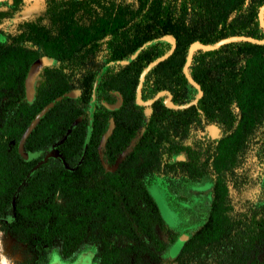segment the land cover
<instances>
[{"label": "trees", "instance_id": "1", "mask_svg": "<svg viewBox=\"0 0 264 264\" xmlns=\"http://www.w3.org/2000/svg\"><path fill=\"white\" fill-rule=\"evenodd\" d=\"M264 0H46L43 17L18 24L0 41V232L20 238L34 264L52 254L74 262L90 252L98 264H264V202H246L233 215L230 190L247 185L241 169L250 159L264 164V44L237 40L212 51L197 50L183 74L189 47L215 45L230 37L264 40L258 12ZM22 0H12L11 17ZM264 20V12H263ZM173 53L141 73L172 45ZM143 47V48H142ZM142 48L133 60L130 58ZM49 57L32 104L24 80L33 61ZM78 89L81 95L68 98ZM115 93L123 98L120 109ZM97 96L100 103H91ZM52 103L24 143L38 154L24 161L19 139ZM94 112L89 122V111ZM115 129L103 147L114 173L106 172L97 146L110 118ZM91 124V125H90ZM208 126L219 139L188 142ZM90 127V129H89ZM58 151V158H46ZM84 158L75 170L81 156ZM167 180L165 191L193 226L178 255L176 239L150 195L149 185ZM15 215L12 216V199Z\"/></svg>", "mask_w": 264, "mask_h": 264}, {"label": "rangeland", "instance_id": "2", "mask_svg": "<svg viewBox=\"0 0 264 264\" xmlns=\"http://www.w3.org/2000/svg\"><path fill=\"white\" fill-rule=\"evenodd\" d=\"M43 2L44 0H27L23 13L19 15L18 19L15 18L13 21H1L0 19V31L4 33L0 35V41L6 39V35L15 33L20 19L35 18L41 15L44 9ZM7 11L9 12L10 10ZM219 136L218 130L215 133L209 132L208 129L203 132L193 131L188 138V142L215 140L219 139ZM254 162V160L249 158L241 169L242 173L247 177V185L239 193L230 190L233 215L242 213L246 202H264V164L257 165ZM166 185L167 180L159 178L150 184L148 188L164 223L177 235L167 253L169 258L174 259L187 240L193 226L188 223L187 218L183 216L178 208L170 205L165 191ZM92 257V253L87 252L81 254L74 262L67 263L61 261L58 255L54 253L48 264H98ZM142 260L149 264H159L150 262L148 258H142ZM0 264H34V258L20 238L0 232Z\"/></svg>", "mask_w": 264, "mask_h": 264}, {"label": "water", "instance_id": "3", "mask_svg": "<svg viewBox=\"0 0 264 264\" xmlns=\"http://www.w3.org/2000/svg\"><path fill=\"white\" fill-rule=\"evenodd\" d=\"M263 12H264V5L259 9V12H258L259 24L262 27V29L264 30ZM162 40L166 41L167 43H170L172 45V47H171L170 51L166 55H164V56L158 58L156 61L150 63L144 69V71L141 73L140 79H139V84H138L137 89H136V102H137L138 105L150 106L155 100H157L159 97H161L162 95L165 94L164 92H161V93L157 94L151 101L146 102V103H142L140 101L141 84L143 82L145 74L151 68H153L156 64H158L159 62H161V61L165 60L166 58H168L174 51L175 40H174V38L172 36L164 37V38H162ZM237 40H246V41H252V42H255V43H258V44H264V40L255 41V40H253L251 38H246V37H230V38H226V39L218 41L215 45H212V46L204 45V44H201V43H198V42L193 43L189 47V50H188V53H187L186 60H185V63L183 65V70L182 71H183V74H184L185 78L187 79V81L189 83H191L194 86V88L196 89V95H195V97H194L192 102L184 104V105H181V106H174L171 103V96H170V94H168L167 98L164 101L165 105L168 108H171V109H185V108H188V107H190L192 105H196V103L198 102V100L202 96V91L200 90V87L198 86V84H196L191 79V77L188 74V67H189V65L191 63L192 56H193L194 52L197 51V50L212 51V50L220 48L221 46H223V45H225V44H227L229 42L237 41ZM142 48H140L138 51H136V53H134V55L130 58V60H133ZM54 62L55 61L52 58L40 57V58L36 59L35 61H33L32 64L30 65V67L28 69V72H27V75H26L25 80H24L25 97H26V100H27V102L29 104H32L33 100H34V94H35L34 84H35L37 76L39 75L40 71L44 67L52 65ZM79 95H80L79 90H73V91H70V92L66 93V96L68 98H72V99H75ZM122 102H123V99H122V97H120L118 103L116 105H114V106L109 107L108 109L112 110V111L117 110L122 105ZM51 107H52V103H50L47 106H45L41 110L40 114L36 118H34L31 121V123L26 127V129L24 130V132L22 133V135H21V137L19 139L18 146H17V152H18L19 156L26 162H30V161L34 160L37 157V155L35 153L25 151L24 150V143H25L27 137L33 131V129L38 125L41 117L44 114H46ZM211 127H214V128H216V130H218V128L215 127V126H209L208 129L211 128ZM114 128H115V122H114L113 119H111L110 122H109V126H108L106 132L101 137V140H100V143H99V147H98V154H99V159H100L101 166L108 173H114L115 171H117L118 167L120 166V164L123 162V160L125 159V157L127 155V150H124L116 158L115 162L111 166L106 165L104 163L103 159H102L101 149L104 147L105 143L107 142L109 137L112 135V133L114 131ZM83 157H82V160H83ZM46 158H58V159H60L62 161L63 165L65 167H67V165L63 161V158H62L61 154L58 151H56V150L51 151L47 155ZM81 161H80V163H81ZM76 168L77 167L68 168V169L73 171ZM11 206H12V216H10V217H8L6 219L7 222H10L12 220L13 216L15 215V199L14 198L12 199V205Z\"/></svg>", "mask_w": 264, "mask_h": 264}, {"label": "flooded vegetation", "instance_id": "4", "mask_svg": "<svg viewBox=\"0 0 264 264\" xmlns=\"http://www.w3.org/2000/svg\"><path fill=\"white\" fill-rule=\"evenodd\" d=\"M44 9H43V11H42V14L41 15H38L37 17H35V18H29V19H24V20H22V21H20V22H18L17 24H20V23H22V22H25V21H31V20H34V19H36V18H38V17H43L44 16V13H45V9H46V1L44 0ZM11 4H12V0H9V1H4V2H1L0 3V19H1V21H13L21 12H22V10L24 9V7H25V0H22V6H21V9L18 11V12H16L15 14H13L11 17H4L3 16V14H4V12L6 13V12H8L7 10H9L10 9V7H11ZM5 33H7V32H5ZM4 33H2L1 31H0V35H3ZM7 36V35H6ZM54 63L52 64V65H50V66H46V67H44L43 69H45V68H50V67H54V66H57L58 65V62H56V60L54 59ZM43 69L40 71V73H39V75L37 76V78H36V81H35V84H34V89H35V85H36V83H37V81L40 79V76H41V73H42V71H43ZM74 90H78V89H74ZM73 91V90H72ZM79 92H80V95H81V91L79 90ZM35 93H36V89H35ZM79 95V96H80ZM115 95V98L113 97V99H116L114 102H115V104L114 105H116L117 103H118V101H119V99H120V97H122L120 94H118V93H115L114 94ZM34 96H35V94H34ZM77 98V97H76ZM75 98V99H76ZM123 99V98H122ZM34 101V100H33ZM25 102L27 103V104H29L28 102H27V100H26V97H25ZM91 103H95V102H97V103H100V101L98 100V97L97 96H95V97H93V99L90 101ZM123 103V102H122ZM114 105H109V104H107V103H104V106L107 108V110L108 111H112V110H109L108 108L109 107H111V106H114ZM122 106V105H121ZM121 106H120V108H121ZM91 108V110L89 111V115H88V117H89V122L91 123L92 121H93V117H94V112L92 111V107H90ZM119 108V109H120ZM115 111V110H114ZM111 119H113L114 120V118H110L109 119V122H110V120ZM109 122H108V126H109ZM114 122H115V120H114ZM91 125V124H90ZM116 126V125H115ZM209 127V126H208ZM208 127H207V129H208ZM108 128V127H107ZM89 129H90V127H89ZM115 129V128H114ZM107 130V129H106ZM208 131H209V129H208ZM106 132V131H105ZM210 132V131H209ZM215 132H217V130L216 129H214V133ZM103 136V135H102ZM98 147H99V144H98V146H97V155H98V159H99V154H98ZM102 151H103V148L101 149V155H102V159H103V161H104V158H103V153H102ZM37 156H38V154H36ZM84 156V154L81 156V158H80V160L78 161V163L74 166V167H78L79 165H80V161L82 160V157ZM84 158V157H83ZM99 162H100V159H99ZM115 162V161H114ZM104 163H105V161H104ZM101 164V163H100ZM106 164V163H105ZM107 165V164H106ZM113 165V164H112ZM109 166V165H108ZM111 166V165H110ZM73 167V168H74Z\"/></svg>", "mask_w": 264, "mask_h": 264}, {"label": "crops", "instance_id": "5", "mask_svg": "<svg viewBox=\"0 0 264 264\" xmlns=\"http://www.w3.org/2000/svg\"><path fill=\"white\" fill-rule=\"evenodd\" d=\"M4 1H9V0H0V3H1V2H4ZM26 1H27V0H25V3H26ZM24 8H25V7H24ZM22 11H23V10H22ZM21 13H23V12H21ZM21 13H20V14H21ZM20 14H19V15H20ZM19 15L16 17V19H18ZM22 20H24V19H20L19 22L22 21Z\"/></svg>", "mask_w": 264, "mask_h": 264}, {"label": "bare ground", "instance_id": "6", "mask_svg": "<svg viewBox=\"0 0 264 264\" xmlns=\"http://www.w3.org/2000/svg\"><path fill=\"white\" fill-rule=\"evenodd\" d=\"M214 129H216V128L211 127V128H209V131H210L211 133H214Z\"/></svg>", "mask_w": 264, "mask_h": 264}]
</instances>
